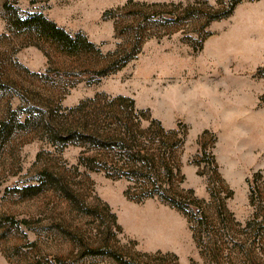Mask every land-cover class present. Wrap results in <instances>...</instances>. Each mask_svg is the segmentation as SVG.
I'll list each match as a JSON object with an SVG mask.
<instances>
[{"label": "rangeland", "instance_id": "1", "mask_svg": "<svg viewBox=\"0 0 264 264\" xmlns=\"http://www.w3.org/2000/svg\"><path fill=\"white\" fill-rule=\"evenodd\" d=\"M4 1L0 0V36L6 32ZM13 1L10 0L11 3ZM127 1L16 0V7L21 15L42 13L71 34L83 32L103 53H108L123 43L125 35L115 34L112 19H103L102 14L105 10L121 6ZM132 1L146 4L184 1V4L192 3L200 9H204L206 4L215 8L219 5V0ZM255 1L241 0L230 16L214 20L203 29L202 19L186 18L188 16L177 24L165 26L159 21L161 17H168L166 11L172 7L152 8L155 16L141 21L146 36L141 51L123 68L101 77L98 81L92 80L87 74L76 76L78 69L65 72L63 54L55 52L52 48L46 49L50 57L48 64L47 57L41 49L32 45L20 46V40L9 33L7 38L0 37V54L4 57L11 55L21 65H28L25 67L30 71L46 75L44 79H40L25 74L18 67H10L8 70L13 82L28 86L35 96H32L35 102H50L49 105L52 107L59 102L63 108L74 106L79 100L91 97L96 92L123 94L132 97L138 108L147 109L153 118H159L166 129L178 128L184 132L185 141L178 150L181 172L184 175L182 187L192 189L194 196L200 199L203 212L209 216L217 234L223 239L224 245L221 244L223 255H229L235 251L234 241L243 238L250 243L253 237L249 231L239 233L238 227L233 223L231 228L226 229L219 222L218 208L223 203L243 225L257 211L258 206L264 207V170H261L262 176L259 174L254 179L255 170L251 159L257 153L256 151L251 153L247 146L243 145L246 141L243 135L237 136V126L244 133L245 130L250 132V124L247 126L234 119L229 122L227 131L222 132L218 111L225 80L227 84L232 81L250 84L249 91L257 95L260 92L264 93L263 23L257 24L260 29L258 33L260 52L255 63L246 62L237 70V60L233 54H229L233 51L228 50L226 53L220 50L219 46L237 38L239 39L237 50H251L250 42L247 41H250L255 23L252 21ZM131 9L136 11L139 7L132 6ZM174 11L183 14L182 8ZM131 19L132 15H129L123 20L122 25L135 24L136 20L142 18L138 17L134 21ZM206 33L209 34L206 36ZM200 44L202 46L199 48ZM225 67L228 68V73L222 79ZM89 79L91 81L87 82ZM251 84L254 86L251 87ZM234 92L235 89L227 91L228 105L231 101L229 95ZM4 101L5 98L1 99L0 103ZM11 105L18 108L22 102L19 97H12ZM197 112L202 114L197 115ZM143 124L145 126L147 123ZM202 147L206 158L204 162L197 163V159L201 157ZM80 151V147L69 145L57 152L45 141L34 139L24 143L20 149L14 152L7 150L2 155L0 264H114L108 258L98 257H87L83 262H79L76 253L79 252L81 242L73 241L68 232L74 231L82 236L83 242L96 245L99 242L96 235L98 222L70 211L57 193L48 190L29 199L20 200L16 195L6 192V189L21 186L24 182L34 183L45 164H48L52 172H59V169L63 168V163L67 167L74 166ZM38 152H42V155L37 161ZM255 165H258V160ZM80 171L83 169L80 168ZM87 173L93 182L91 187L93 191L90 195L98 196L103 202L104 198L113 201L111 211L115 215L118 214L122 221L128 222L129 227H126V230L119 224L121 232L117 237L119 245L129 250V257H136L133 251L147 253L159 251L170 252L177 257L176 261L168 257L163 261L165 264L175 262L208 264L205 256L199 254L190 229V226L195 225L193 221L198 216H194V219L188 222L182 212L157 198H148L139 203L128 200L123 194L128 185L125 179H111L104 176L103 172ZM249 179L252 181L251 186L246 183ZM229 191L232 194H228ZM223 215L225 214H222V218ZM132 216L140 218L141 222L135 224L136 226L130 224ZM8 218L12 219V225L5 220ZM22 220H26L27 224L21 223ZM156 230H172L175 233L170 247L172 250L158 248L160 245L153 241L156 237L153 231ZM132 241L135 244L130 247ZM109 242L113 243L112 240ZM256 242H259L258 239ZM261 242L264 245V237ZM1 249L11 256L12 263L4 257ZM18 250L20 254H17ZM139 259L145 260L142 257ZM233 261L235 264H243L234 260V257Z\"/></svg>", "mask_w": 264, "mask_h": 264}, {"label": "trees", "instance_id": "2", "mask_svg": "<svg viewBox=\"0 0 264 264\" xmlns=\"http://www.w3.org/2000/svg\"><path fill=\"white\" fill-rule=\"evenodd\" d=\"M240 1L219 0L216 8L203 2L206 7L200 9L192 3L184 4V1L146 4L128 0L121 6L105 10L102 14L103 19H112L115 34L125 35V43L123 41L113 51L103 53L83 32L71 34L39 12L21 15L16 7V0L12 3L5 0L3 8L6 32L0 37L7 38L9 33L20 40V46L32 45L41 49L48 64L50 57L46 49L52 48L55 52L63 54L65 72L78 69L76 76L87 74L92 80L98 81L101 77L123 68L141 51L146 38L141 21L155 16L152 8L172 7L166 11L168 17H161L159 21L165 26L177 24L188 16L186 18L202 19L203 29L214 20L230 16ZM132 6H138L139 9L134 11ZM177 8H182L183 14L174 11ZM129 15H132L131 21L138 17L142 19L136 20L135 24L122 25ZM201 46L202 44L199 48ZM10 67H18L25 74L40 79L46 76L30 71L11 55L4 57L0 54V100L5 98V101L0 103V158L7 150L14 152L24 143L34 139L45 141L57 152L69 145L78 146L81 151L74 166L67 167L63 163L59 172H52L48 164H45L34 183L24 182L21 186L6 189V192L25 200L51 190L63 198L70 211L97 221L96 235L99 242L96 245L83 242L82 236L74 231L68 232L73 241L81 242L79 252L76 253L79 262H83L87 257L108 258L114 264H165L163 261L168 257L177 260L175 254L159 251H133L137 258L129 257V250L119 245L117 236L121 232V226L117 223L115 213L98 196L90 195L93 182L87 172L94 171L103 172L104 176L111 179H125L128 185L123 194L128 200L139 203L148 198H157L182 212L188 222L198 216L193 221L195 225L190 226V229L199 254L205 256L208 264H235L233 257L243 264H264V245L261 242L264 237L262 206H258L252 217L241 225L233 213L228 211L223 203L220 204L217 211L219 222L226 229L231 228L233 223L238 227L239 233L249 231L253 237L250 243L243 238L237 239L233 242L235 251L223 255V239L217 234L209 216L203 212L200 199L194 196L192 189L182 187L184 175L181 172L178 150L184 144V132L178 128L166 129L147 109L138 108L132 97L123 94L96 92L91 97L79 100L74 106L63 108L59 102L53 107L49 105L50 102H35V96L27 85L13 82L9 77ZM12 97H19L22 105L13 108ZM144 122L147 123L145 126ZM41 155L42 152L36 154L37 161ZM200 156L197 163L204 162L206 158L203 147ZM80 168L83 171H80ZM257 176L259 172L253 174L254 179ZM76 178L78 179L75 180ZM251 182L249 181V186ZM228 194L232 192L229 191ZM222 214H225L224 218ZM5 220L12 225V219ZM21 223L27 224V221L22 220ZM111 240L113 243L109 242ZM133 244V241L130 242V247ZM1 252L12 263L11 256L2 249ZM139 257L145 260L142 261Z\"/></svg>", "mask_w": 264, "mask_h": 264}, {"label": "crops", "instance_id": "3", "mask_svg": "<svg viewBox=\"0 0 264 264\" xmlns=\"http://www.w3.org/2000/svg\"><path fill=\"white\" fill-rule=\"evenodd\" d=\"M252 21L255 22L253 23L252 36L250 38V41L249 40L247 41V42H250V45H251V46L249 45L251 47L250 51L242 50V49L237 50L238 45H239L238 44L239 39L237 38H235L232 41L229 40V42H225V44L219 46V49L225 51L226 53L228 50L233 51L232 53L230 52L229 54H233L234 57L236 58L235 60H237V63H236L237 70L240 67H242L244 64H246V62L248 64L249 63L253 64L259 58L260 39H259L258 33L260 32V29H258L257 24L260 25V23L262 22L263 28H264V0L255 1V6L253 7V11H252ZM262 48L264 49L263 44H262ZM25 66H28V65H25ZM227 73H228V68L225 67L222 72L223 74L222 79L227 76ZM225 82L226 84L224 83V85L222 86L223 90L221 91V103H220V108L218 111L219 120L221 123V131L222 132L227 131V127H229L228 126L229 122L231 123L234 119L237 122H242L244 125H247V126L248 124H250V127H251L250 132L245 130L244 133L241 132L237 126V136L239 137V135L240 136L243 135L246 138L245 139L246 141L244 142L243 145L244 146L246 145L247 150L251 151V153L256 151L257 155H259V157L255 155L251 159V162H253V167L255 170L254 172L255 173L259 172V174L262 176L261 170H264V129H263L264 127V97H263L264 93L260 92L259 95H257L255 92L249 91L250 87L248 88V86L250 84H245V83L238 82V81H235V82L232 81L231 83L227 84V80H225ZM251 85H252L251 87L254 86V84H251ZM261 85L262 84H260V86ZM229 89L236 90V92L231 93L229 95V97L231 98L230 105H228L229 103H228V93H227ZM240 89H241V92H240ZM200 113L202 114V112H197L196 114L198 115ZM158 120L161 122L159 118ZM256 128H258V130H256ZM256 160H258V165L254 166V163L256 162ZM245 162H246V158H245ZM247 179L248 177H246V181ZM249 181H251V179H249ZM249 181L246 183L249 184ZM104 201L110 206V208H113V201L107 198H104ZM125 202L127 203V201ZM116 218H117L118 224L123 225L125 230H126V227H129L128 222L124 220L122 221V218L119 217L118 214L116 215ZM139 222H141L140 218L137 219L135 216H132L129 223L132 225H135V224L138 225ZM171 231L170 230L169 231H165V230L153 231L154 233L153 235L156 236L153 238V241L155 244L160 245L158 247L159 249H171L172 250V248L170 247L172 246L171 243H173L172 240L174 241L175 233Z\"/></svg>", "mask_w": 264, "mask_h": 264}]
</instances>
